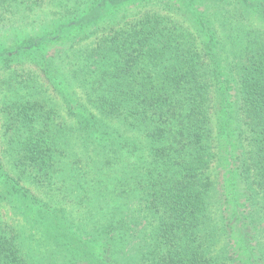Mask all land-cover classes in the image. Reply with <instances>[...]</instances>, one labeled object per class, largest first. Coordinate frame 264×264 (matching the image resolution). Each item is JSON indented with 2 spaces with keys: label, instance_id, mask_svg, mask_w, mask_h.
Segmentation results:
<instances>
[{
  "label": "trees",
  "instance_id": "trees-1",
  "mask_svg": "<svg viewBox=\"0 0 264 264\" xmlns=\"http://www.w3.org/2000/svg\"><path fill=\"white\" fill-rule=\"evenodd\" d=\"M136 1L75 0L55 31L20 46L50 79L65 72L61 52L82 86L78 94L62 77L72 124L53 125L55 110L38 102L46 98L25 95L7 107L18 179L72 173L62 200L80 220L41 203L44 234L63 264H264V30L249 11L264 14V0H237L239 12L223 2L209 22L193 11L195 34L188 18L179 26L164 17L158 0H141L138 16L119 13ZM83 30L84 41L103 38L86 54L77 52ZM53 37L62 42L56 62L42 49ZM81 172L90 173L85 183ZM17 185L8 187L24 209L37 206ZM23 244L0 233V264H35Z\"/></svg>",
  "mask_w": 264,
  "mask_h": 264
},
{
  "label": "rangeland",
  "instance_id": "rangeland-1",
  "mask_svg": "<svg viewBox=\"0 0 264 264\" xmlns=\"http://www.w3.org/2000/svg\"><path fill=\"white\" fill-rule=\"evenodd\" d=\"M75 0H27L25 2H12L11 0H0V158L2 160L1 166L4 172L10 174L11 182L13 185H17L16 181H19V187H23L28 196L35 198L34 203L37 206L24 209L25 205L21 204L19 199L22 197L14 195L13 191L8 187L11 186L6 183L3 178H0V233L8 238L12 242L15 235L23 241V247L25 248L28 258L35 264H63L66 260L65 254L59 253V248L54 247L53 241L44 234V227L40 224L39 216L37 212L42 210L39 204L50 206L59 211H64L66 218L72 215L76 219V223L80 220V212L77 210L75 204L70 200H65L64 197L67 190V177L72 176L67 170L57 172L49 180L32 181L30 176H23V180H19L17 175L20 172L14 167L13 162L17 159V148L19 142L17 138L7 129V107L15 104V102L26 97H39L46 98L47 100L38 102L40 104H49L54 110L55 114L49 118L53 125H59V123L68 122V124L74 123L73 116L68 114L67 107L62 101L61 97L64 91H70L68 87L61 84L62 77H69L68 85L71 82L73 84V91L80 94L82 92V86L79 85V81L72 79L71 62H61L62 54L59 53V61L55 57L57 51H61L62 42H59L57 37L51 39L47 38L45 44L42 45V49L46 54H49L53 58L52 62H58V65L63 67L65 72L56 71L52 73L51 79L42 72V70L31 61V58L26 54L22 56L23 51L20 46L29 44L31 41L37 42L46 38V35L55 31L56 25L63 18L66 13L67 7L73 5ZM160 5L155 1L157 10L161 11L164 17L169 18L175 25L184 24L182 18L190 20L193 14L192 12L203 13L205 20L209 22L212 15L215 13V18H219L218 13L219 6H223L228 11L239 12L240 7L237 0H158ZM138 0L134 3L123 5L119 9V13L122 15L127 14L128 17L138 16L141 14L143 7H147V3ZM162 3L166 6H161ZM255 10L250 9V18L254 21L255 29L264 30V14L260 7L256 6ZM176 8L184 9V14L176 11ZM144 9V11H145ZM180 13V14H179ZM138 17H134V19ZM184 19V21H185ZM185 21L189 31L195 34L197 29L196 25L190 20ZM189 21V22H188ZM210 25L215 29L214 23ZM89 30H83L80 36L76 39V42H80L78 51L84 52L95 45H100L102 36L96 37V39L86 40L82 39V36L86 35ZM74 32L67 36L63 41L64 46H69L73 41ZM219 36V37H218ZM217 38H221L218 35ZM208 40V39H206ZM63 50V49H62ZM76 53V51H75ZM46 75V76H45ZM66 75V76H65ZM54 77V78H53ZM25 83L28 86H25ZM37 100V99H36ZM69 127L68 132L72 137L74 136L73 128ZM67 149V148H66ZM81 150L80 142L76 143L72 147L73 154ZM21 174V173H20ZM84 177L80 178L78 182L85 183L90 178V173L84 174L78 173ZM73 179V177H71ZM92 186V184H89ZM20 190V188L17 187ZM25 192V194H26ZM24 197L25 194L19 193ZM18 196V198H16ZM43 211V210H42ZM43 216L49 215L46 211H43ZM46 213V214H45ZM62 213V212H60ZM39 217V218H38ZM58 218V217H57ZM44 222L43 218H40ZM44 224V223H43ZM20 248L21 244L16 242Z\"/></svg>",
  "mask_w": 264,
  "mask_h": 264
}]
</instances>
